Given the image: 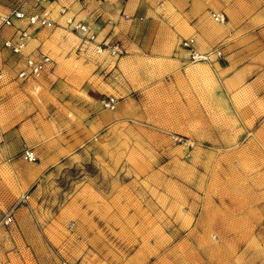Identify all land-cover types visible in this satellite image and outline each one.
Here are the masks:
<instances>
[{"label":"rangeland","instance_id":"rangeland-1","mask_svg":"<svg viewBox=\"0 0 264 264\" xmlns=\"http://www.w3.org/2000/svg\"><path fill=\"white\" fill-rule=\"evenodd\" d=\"M149 2L143 50L102 0L42 3L54 26L29 27L27 47L52 59L39 78L17 80L24 56L0 44V264H264V0L162 1L166 28ZM13 7L40 9L0 0ZM188 13L209 34L227 26L220 59H188Z\"/></svg>","mask_w":264,"mask_h":264},{"label":"built area","instance_id":"built-area-1","mask_svg":"<svg viewBox=\"0 0 264 264\" xmlns=\"http://www.w3.org/2000/svg\"><path fill=\"white\" fill-rule=\"evenodd\" d=\"M35 5H38L40 9L31 13L23 11L20 7H13L8 12L0 14V44L3 48L9 50L11 53L20 54L24 56V65L21 67L16 77L21 80L36 79L42 76L44 71L50 65L52 59L47 53L39 52L33 53L27 51L29 40L31 39V33L29 27L41 26L46 28H52L54 26V20L48 15L46 7L42 5V1L45 0H31ZM215 21H223L224 15L213 13ZM125 18H129L125 15ZM16 21H24V26L15 27ZM15 30L9 35H5L2 32L3 28H12ZM76 28L83 33L88 32V27L84 24L78 23ZM92 38V37H91ZM181 45L187 52L188 59L191 62H211L220 59L223 55L220 47H215L206 51H200L197 47L195 37L189 36L181 41ZM108 51L111 55L118 56L122 53V49L119 44H113L108 46ZM3 71L0 70V80L3 79ZM117 103V98L114 96H108L103 104L105 108L113 109ZM23 159L34 162L37 160V154L32 148H24L21 151ZM13 222V217L10 213L4 215L2 219L3 225H10ZM61 264H70L67 261H63ZM77 264V263H73Z\"/></svg>","mask_w":264,"mask_h":264},{"label":"crops","instance_id":"crops-1","mask_svg":"<svg viewBox=\"0 0 264 264\" xmlns=\"http://www.w3.org/2000/svg\"><path fill=\"white\" fill-rule=\"evenodd\" d=\"M107 4L111 5V12H106L107 14L105 15L106 17L104 18H110V16H115V18L119 17V28H121V30H123V37H125L124 39V46L127 48H132V49H141L143 50L144 45H148V43H150V41L152 40V36H155L154 31L148 33H141L139 32V29H137V26H140L138 22L139 19H137L138 17H141V11L142 8L144 7L143 5H145L146 7L148 6V2L146 0H102ZM165 1H170V0H158V2L155 3V5H157L156 8L162 6V3ZM199 2H195V6L193 7V9L191 10V13L196 11V9H198L197 4ZM149 11H151L153 13V16L155 19L152 21L153 23L151 24H155L157 27H169L170 25V19L173 17L174 14L172 13H160L157 12V9L154 7L153 3L149 2ZM172 5V4H171ZM194 10V11H193ZM262 11H264V9H262ZM156 12V13H155ZM150 13V14H152ZM191 13H188L186 15L185 19L186 21H188V23H190V21H192V27L193 28H197L198 29V39H196V43L197 47L200 51H206L209 50L210 47L212 45H214L217 41L220 40V38L223 37V35L226 33V29L227 26L224 23H219L218 25H216L215 27L212 28L211 33H207L206 31V27L208 25L212 26L209 18L206 15L201 16L199 19H195L194 18V14L191 15ZM155 14V15H154ZM166 14V15H165ZM125 15H128L129 17H131V19L126 20L123 19ZM103 18V17H102ZM142 19V17H141ZM136 20V21H135ZM172 20V19H171ZM231 20V19H230ZM138 25H135L134 27H130V25L132 23H136ZM224 24V25H223ZM189 26H191L190 24H188ZM229 25V24H227ZM108 26H106L107 28ZM229 27H232L231 25ZM110 28V26H109ZM233 28V27H232ZM156 37V36H155ZM189 37V36H188ZM200 40V41H199ZM17 78V77H16ZM17 80H20L19 78H17ZM6 122L9 123V126L19 122V119L13 120V117H6Z\"/></svg>","mask_w":264,"mask_h":264},{"label":"bare ground","instance_id":"bare-ground-1","mask_svg":"<svg viewBox=\"0 0 264 264\" xmlns=\"http://www.w3.org/2000/svg\"><path fill=\"white\" fill-rule=\"evenodd\" d=\"M46 1H49V0L42 1V3H43V2H46Z\"/></svg>","mask_w":264,"mask_h":264}]
</instances>
